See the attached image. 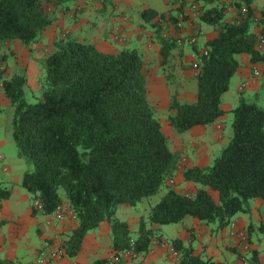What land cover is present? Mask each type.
<instances>
[{
  "label": "trees",
  "instance_id": "obj_1",
  "mask_svg": "<svg viewBox=\"0 0 264 264\" xmlns=\"http://www.w3.org/2000/svg\"><path fill=\"white\" fill-rule=\"evenodd\" d=\"M77 1L81 0H0V49L15 41L31 48L56 21L49 7L59 9ZM244 2L249 14L233 23L225 20V6L200 9L201 22L219 27L218 35L203 49L195 46L197 101L181 103L177 94L171 99L170 110L175 115L169 122L177 133L213 125L225 115L222 98L241 66L239 55H248L254 65H264L259 37L251 29L250 0ZM158 15L156 11L142 13L146 22L153 23L167 59L177 44L165 37L160 27L162 17L154 22ZM2 59L5 62V56ZM38 63L44 77L37 102L27 99V75L4 79L3 74L0 82L13 109L18 156L29 165L23 187L47 215L63 205L64 195L78 222L61 244L68 257L75 258L88 233L104 222L111 227L114 254L133 247L136 257L147 255L153 244L161 241L151 226L178 224L191 216L221 230L238 214L250 213L252 200L264 202V106L243 100L231 113L233 136L229 145L212 165L184 171V179L199 186L196 194L169 188L152 207L148 219H141L134 239L128 223L117 218L119 206L136 207L156 195L174 178L181 161L171 150L149 100L140 52L125 47L119 53H105L66 34ZM206 187L218 194L217 200ZM10 197V189L0 179V211ZM259 231L264 239V223ZM171 243L179 256L178 264H214L180 239ZM110 260L92 264H109ZM250 260L258 264L254 255Z\"/></svg>",
  "mask_w": 264,
  "mask_h": 264
},
{
  "label": "crops",
  "instance_id": "obj_2",
  "mask_svg": "<svg viewBox=\"0 0 264 264\" xmlns=\"http://www.w3.org/2000/svg\"><path fill=\"white\" fill-rule=\"evenodd\" d=\"M135 4L140 6L138 10L142 20H137L131 7ZM241 5L239 7L238 5ZM199 8L206 9L216 6H225V20L228 23L236 22L241 17V9L246 6L244 0H214L208 4L198 2ZM190 0H81L74 6H62L54 9L52 17L55 23L43 32L38 43L31 48H26L18 41L7 44L8 53L14 59V67L26 72L28 82L25 87L27 95L33 94V98L42 95L39 77V61L53 50L54 42L59 33L61 36L69 34L81 42L94 44L100 51L105 53H119L109 41L115 34L107 37L103 31L107 28V20L103 17H117L122 22L123 37L128 41L118 42L124 48L127 44H135L144 62V73L147 79L148 96L155 114L159 121L168 120L175 115L170 110L171 99L177 94L181 103L192 104L197 101L198 95V71L196 64L195 46L203 49V45L216 38L219 27L202 23L200 16L192 10ZM252 16L251 29L259 38L264 35V0H250ZM145 11H156L159 15L154 19L158 22L162 19L161 28L167 38L176 40L178 37L186 39L197 30L202 32L197 45L187 43L176 46L164 59L161 43L157 39L155 29L142 17ZM185 13L183 27L177 28L176 17L180 12ZM201 11V10H200ZM247 16H243L246 18ZM94 20V22H91ZM117 22V19H115ZM178 21V19H177ZM103 26V27H102ZM58 32V33H57ZM102 33V34H101ZM60 36V37H61ZM46 39V40H44ZM177 44V43H176ZM24 47V48H23ZM264 52V44L258 47ZM24 60L23 63H20ZM238 61L241 66L231 80L229 91L223 96L221 107L225 115L218 119L217 123L210 126H196L189 131L177 134L172 130L165 133L171 150L181 157L179 169L172 180L166 184L167 188H173L179 193L195 195L198 187L184 179V171L198 166L201 168L210 166L215 157L230 143L233 130L228 129L227 120L232 111L241 101L256 103L261 92L264 90V65L252 64L248 55H239ZM4 79H9L10 67L7 61ZM248 86L242 90V86ZM0 89L3 86L0 82ZM4 104L10 107L7 99ZM37 97V98H38ZM4 122L1 114L0 128ZM161 122V121H160ZM170 123V122H169ZM162 124V123H161ZM163 127V126H162ZM0 143V151L5 146ZM7 166L9 170L3 171ZM2 168V169H1ZM28 164L18 158L9 160L4 157L0 164L1 180L10 189L11 197L4 201L0 211V261H11L14 264H32L41 254L48 253L54 247L60 246L67 240L78 222L74 217L67 198L63 195L66 216L59 220L55 215H47L35 210L32 195L23 187L22 180ZM214 199L218 194L209 187L205 188ZM216 193V194H215ZM167 193L159 192L149 198L143 199L136 207L121 205L117 215L121 214V221L129 225L131 233L139 230L141 219L147 220L152 207L157 205ZM251 211L248 214H238L233 223L249 235L250 251L245 254L249 259L253 255L258 264H264V239L259 227L264 223V202L254 199L250 202ZM124 215V219H123ZM174 237L171 241L161 237L160 242H155L147 255H138L127 263L122 264H178L179 256L172 246L175 239L182 240L185 245H192L196 255L211 259L214 264H243V251L239 241L231 236L230 225L221 230L208 225L194 217H187L182 223L176 224ZM155 230L163 231L161 225L153 226ZM251 228V231H250ZM134 239H137L134 238ZM112 231L109 222L102 223L97 229L88 233L83 241V246L75 258H62L51 264H92L99 260H107L114 255L112 246ZM251 261V260H250ZM255 264V263H253Z\"/></svg>",
  "mask_w": 264,
  "mask_h": 264
},
{
  "label": "rangeland",
  "instance_id": "obj_3",
  "mask_svg": "<svg viewBox=\"0 0 264 264\" xmlns=\"http://www.w3.org/2000/svg\"><path fill=\"white\" fill-rule=\"evenodd\" d=\"M111 1H113V0H111ZM75 3L76 2H70V3H68V5L73 7ZM54 9L52 7L51 8L49 7V12L51 13V15L53 14ZM139 9H140V6L138 4H135L134 3V5L131 7V14L134 13L133 15H134V17L137 20H142L140 14L138 12ZM103 18H106L107 24H108L107 25V28H104L103 29V31H104L103 34H105L107 37H110L113 33L115 34V32L119 28H121L123 26L121 20H119L117 17L111 18V17H106L105 16ZM115 19H117V22L115 21ZM91 22H94V20H91ZM122 34H124V32ZM60 36H61V33L58 34L56 40L59 39ZM44 40H46V39H44ZM109 40H110L109 42L116 49H121L122 50L124 48L120 43H118V42L115 41V39H114L113 36H112V39L109 38ZM19 44H21V43L19 42ZM127 46L129 48H135V44H132V43L127 44ZM24 47H26V46H24ZM11 48L13 50L15 49L14 43H13V45H12ZM7 50H8L7 46L4 45V47L0 49V57L2 58V57L5 56V59H6L5 61L8 62L9 67L11 69L9 75L12 76V77H14L17 74L18 75H26V72L25 71L20 70V69H16L14 67V64H15L14 59L11 57V55L7 54L8 53ZM46 54H49V53L46 52ZM23 61L24 60H21L20 63H23ZM12 77H10V78H12ZM38 77H39L38 79H40V82H41L42 78L44 77V72L41 69L39 71V76ZM4 93H5L4 90L0 89V106L2 108V116H3V119H4V122H3V124H2V126L0 128V143L1 142H5L6 143L5 146H3V148L0 151V156H2L3 158L6 157V159L9 160V159H11L13 157H18L19 158V156H18L19 150H18L17 144L15 142V139L13 137V128H12L13 109L11 107H7L4 104V102L6 101V99L4 97ZM32 95H33L32 93H31V95H27L28 101L31 102V103L37 102L38 101L37 99H39L40 97H38V95H37L36 98H33ZM256 103L259 104V105H261V106H264V90L261 92L260 97H259L258 101H256ZM156 116L159 119V116L157 114H156ZM160 121L162 123L163 131L165 133H168L169 130H172L174 133H177L175 131V129L170 125V123L167 122L168 120H165L164 121V120L161 119ZM232 122H233V115L231 114V115H229L228 120H227L228 129L232 128ZM177 134H179V133H177ZM1 177L2 176H1V172H0V178ZM197 187H199V186H197ZM167 192H168V188H167V185L165 184L161 188V190L159 191V193L160 194H164V193H167ZM148 216H147L146 219H148ZM118 217L121 218V214L120 213H119V215H117V218ZM123 219H124V215H123ZM151 228L154 229V227H152V226H151ZM162 228H163V231H161V232L154 229L157 232V235H156L157 237H159V238L163 237L164 239L169 240V241H171L174 237H177V234L174 231L175 228H177V225L176 224L164 225V226H162ZM138 233H139V230H137V232L134 233V234L132 233L133 238L138 237Z\"/></svg>",
  "mask_w": 264,
  "mask_h": 264
},
{
  "label": "built area",
  "instance_id": "obj_4",
  "mask_svg": "<svg viewBox=\"0 0 264 264\" xmlns=\"http://www.w3.org/2000/svg\"><path fill=\"white\" fill-rule=\"evenodd\" d=\"M190 2H191L190 7L192 8V10L195 11L197 16H200L201 11H200L198 2L196 0H190ZM248 14H249L248 8L246 6L242 7L241 15L247 16ZM184 19H185V13L180 12L178 15V23L176 24L177 28L181 29L183 27ZM122 33H123L122 28H119L115 32L114 39H115V41L126 43L128 41V39L126 37H123ZM201 35H202V32L200 30H197L195 33H193L187 39L185 37L176 38V43L178 46H181L185 43H187L191 46H195V45H197V42H198ZM263 44H264V35H262L259 38V45H263ZM5 71H6L5 62L2 58H0V76H2L5 73ZM247 86H248V84H244L242 86V90L245 89ZM1 114H2V108L0 106V123H1ZM3 161H4V158L2 156H0V164ZM8 170H9V168L7 166L3 167L4 172H7ZM34 207L37 211L44 213V208L39 201L34 202ZM66 212H67V210L64 207V205H60L55 209V211L52 214L55 215L59 220H63L66 216ZM230 228H231V236L236 238L239 241V244L241 245V248L243 251L242 263L243 264H253L250 261V259L247 257V255H245L251 249L248 233L245 230L239 229L237 227L236 223H233V222L230 224ZM66 257H67V253H66L65 249L60 245V246L54 247L48 253L41 254V256H39L32 264H51L55 260H60L62 258H66ZM133 258H135V253H134V249L132 247L128 250L120 251L119 253L114 254L112 256V258H110L111 260H110L109 264H119L120 261H128L129 262Z\"/></svg>",
  "mask_w": 264,
  "mask_h": 264
}]
</instances>
